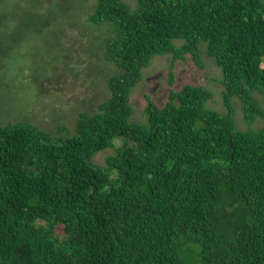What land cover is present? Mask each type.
<instances>
[{"label": "trees", "instance_id": "16d2710c", "mask_svg": "<svg viewBox=\"0 0 264 264\" xmlns=\"http://www.w3.org/2000/svg\"><path fill=\"white\" fill-rule=\"evenodd\" d=\"M76 1L46 4L65 20ZM85 20L108 29L109 95L72 133L0 125V264H264V124L234 119L236 105L248 124L264 116V0H94ZM203 53L224 112L184 84L163 105L146 95L145 118L129 121L151 57L203 66Z\"/></svg>", "mask_w": 264, "mask_h": 264}, {"label": "rangeland", "instance_id": "374dc122", "mask_svg": "<svg viewBox=\"0 0 264 264\" xmlns=\"http://www.w3.org/2000/svg\"><path fill=\"white\" fill-rule=\"evenodd\" d=\"M124 1L130 8L135 6V0ZM46 2L50 4L49 0H0V125L25 121L52 135L72 133L78 113L92 111L109 95L107 78L117 69L102 56L101 42L108 29L85 20L94 0L76 1L75 15L68 14L65 20L55 16ZM26 6L37 7L38 13L48 17L24 16ZM202 63L196 64L190 56L174 61L170 54L151 57L130 89L129 121L145 118L146 95L163 105L169 89L184 84L209 89L213 94L207 106L224 112L220 69L204 53ZM234 116L240 129L264 124V116L246 123L238 105ZM60 128L64 131L59 132ZM114 150L99 151L92 160L101 164Z\"/></svg>", "mask_w": 264, "mask_h": 264}]
</instances>
